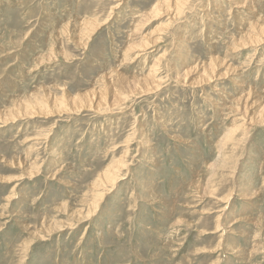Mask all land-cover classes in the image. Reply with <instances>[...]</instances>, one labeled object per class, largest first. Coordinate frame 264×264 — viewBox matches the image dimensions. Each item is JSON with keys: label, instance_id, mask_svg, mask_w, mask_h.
Listing matches in <instances>:
<instances>
[{"label": "rangeland", "instance_id": "1", "mask_svg": "<svg viewBox=\"0 0 264 264\" xmlns=\"http://www.w3.org/2000/svg\"><path fill=\"white\" fill-rule=\"evenodd\" d=\"M0 264H264V0H0Z\"/></svg>", "mask_w": 264, "mask_h": 264}]
</instances>
